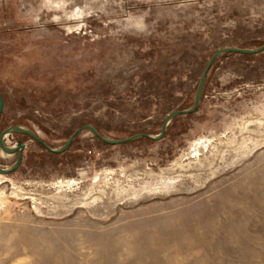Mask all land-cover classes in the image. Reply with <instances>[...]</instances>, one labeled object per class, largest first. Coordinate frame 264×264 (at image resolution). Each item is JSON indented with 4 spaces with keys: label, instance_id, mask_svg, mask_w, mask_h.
I'll return each instance as SVG.
<instances>
[{
    "label": "rangeland",
    "instance_id": "obj_1",
    "mask_svg": "<svg viewBox=\"0 0 264 264\" xmlns=\"http://www.w3.org/2000/svg\"><path fill=\"white\" fill-rule=\"evenodd\" d=\"M262 45L264 0H0V264H264Z\"/></svg>",
    "mask_w": 264,
    "mask_h": 264
},
{
    "label": "water",
    "instance_id": "obj_2",
    "mask_svg": "<svg viewBox=\"0 0 264 264\" xmlns=\"http://www.w3.org/2000/svg\"><path fill=\"white\" fill-rule=\"evenodd\" d=\"M260 49H264V46L260 47ZM227 53H232V51L227 50V51L223 52L222 55L227 54ZM256 53H257V52H251L250 54H249V53H246V55H251V54H256ZM217 58H218V55L214 56V57L211 59L209 65L206 67V69L204 70V72H203V74H202V76H201V80H200V83H199V85H198V89H197L198 91H197L196 100H195V103H194L193 107H192L190 110H186V111H177V112H175L173 115H171L167 120H165V122H164V124H163V129H162V136H164V132H165L166 128L168 127V125L170 124V122H171L175 117L180 116V115H183V114H185V113H187V114H189V113H193V112H195V111L197 110V108L199 107L200 100H201L202 95H203V88H204V84H205V80H206L207 74H208L209 70L211 69L213 63L215 62V60H216ZM3 107H4V101H3V98H2V94H1V92H0V116H1V113L3 112ZM92 130H93V131L95 132V134L99 137V135L97 134L98 132L96 131V129H95V128H92ZM78 133H79V131H76V132H74V134L70 137L69 142L67 143L65 150H67V149L69 148V146L72 144V142H73L75 136H76ZM26 135H27V134H26ZM31 136H32V137H33L38 143H40V144H42V145H45L43 141L37 139V138L34 137L33 135H31ZM140 136H141L142 138H147V137H148L147 135H140ZM135 137H136V139H137V138L139 137V135H138V136H135ZM135 137H134V138H135ZM127 142H129V141H127V140H126V141H122V143H127ZM46 148H47V150L50 151V152H53V153H61L60 151H54V150H52V149H50V148H48V147H46ZM21 149H22V150L24 149V146H23V145H21ZM65 150H64V151H65ZM64 151H62V152H64ZM21 159H22V152L20 153V155H19V159H18L17 164L15 165L14 168H16V167H18V166L20 165Z\"/></svg>",
    "mask_w": 264,
    "mask_h": 264
},
{
    "label": "trees",
    "instance_id": "obj_3",
    "mask_svg": "<svg viewBox=\"0 0 264 264\" xmlns=\"http://www.w3.org/2000/svg\"><path fill=\"white\" fill-rule=\"evenodd\" d=\"M262 46H264V45H262ZM261 46V47H262ZM232 53H227V54H224L223 56H227V55H231ZM245 56H249V55H245ZM218 59V58H217ZM217 59L215 60V62L217 61ZM214 62V63H215ZM213 63V64H214ZM205 86H206V80H205V84H204V88H203V94H204V90H205ZM2 94V93H1ZM202 97H203V95H202ZM2 98H3V96H2ZM3 101H4V98H3ZM198 109V108H197ZM179 111H184V110H179ZM197 111V110H196ZM3 113V112H2ZM2 113H1V116H2ZM192 113H189V114H186L187 116H189V115H191ZM1 116H0V118H1ZM178 117H180V116H177V117H175L171 122H170V124L171 123H173ZM163 124H164V122H163ZM170 124L168 125V127L170 126ZM168 127L166 128V130H165V132H164V136H165V134H166V132H167V129H168ZM96 129V128H95ZM96 131H97V129H96ZM98 132V131H97ZM78 135V134H77ZM76 135V136H77ZM141 135H147V134H141ZM76 136H75V138H76ZM75 138H74V140H75ZM142 139V138H141ZM74 140H73V142H74ZM135 141V140H134ZM72 142V143H73ZM45 144V143H44ZM42 147H44L46 150H47V148L46 147H48L46 144L45 145H42V144H40ZM72 145V144H71ZM71 145L69 146V148L71 147ZM69 148L67 149V150H65L64 152H61V153H53V152H50V151H48V152H50L51 154H53V155H60V154H63V153H65V152H67L68 150H69ZM22 158H23V154H22ZM21 162H22V159H21ZM21 162H20V164H21ZM20 166V165H19Z\"/></svg>",
    "mask_w": 264,
    "mask_h": 264
},
{
    "label": "bare ground",
    "instance_id": "obj_4",
    "mask_svg": "<svg viewBox=\"0 0 264 264\" xmlns=\"http://www.w3.org/2000/svg\"><path fill=\"white\" fill-rule=\"evenodd\" d=\"M16 131V130H15Z\"/></svg>",
    "mask_w": 264,
    "mask_h": 264
}]
</instances>
